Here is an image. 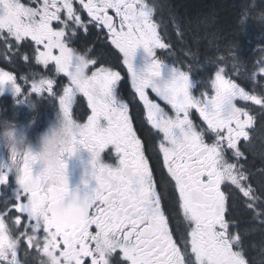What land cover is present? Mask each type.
<instances>
[{"label":"snow or ice","instance_id":"obj_1","mask_svg":"<svg viewBox=\"0 0 264 264\" xmlns=\"http://www.w3.org/2000/svg\"><path fill=\"white\" fill-rule=\"evenodd\" d=\"M159 28L148 0H0L4 58L20 57L44 69L54 65L55 72L67 78L59 91L54 78H33L25 91L17 76L0 70V88L10 83L18 102L30 103L33 94L47 93L70 122L78 95L86 97L91 114L86 123H78L75 143L92 154L96 181V188L81 198L69 194L63 163L54 172L46 169L34 175V158L26 156L19 173L0 168V264H26V257L41 253L44 246L55 249L58 264H64L73 249L74 264H112L117 254H122V264H250L232 208L240 200L254 217L264 216V185L254 188L251 183L240 143L249 140L246 129L253 116L237 101L264 109V57L248 70L249 83L235 78L241 71L233 57L231 74L217 66L209 81L211 91L193 96L191 66H176L171 79L160 84L159 59L143 73L134 72L137 48L143 47L149 56L170 48ZM92 30L122 54L146 122L163 134L155 155L138 135L129 103L115 98L121 73L99 66L91 48L80 52L72 47L81 32L87 36ZM224 62L221 56L217 64ZM85 69L87 77L80 78ZM20 79L29 83L28 77ZM149 87L170 106L171 115L150 97ZM226 105L231 107L228 117ZM193 109L206 127L190 119ZM102 118L106 127L100 126ZM108 145L122 154L117 168L98 162ZM158 169H166L167 177L157 179ZM9 174L17 183L11 196L4 191ZM172 187L188 222L186 234L172 227ZM32 237L42 244L34 245Z\"/></svg>","mask_w":264,"mask_h":264},{"label":"flooded vegetation","instance_id":"obj_2","mask_svg":"<svg viewBox=\"0 0 264 264\" xmlns=\"http://www.w3.org/2000/svg\"><path fill=\"white\" fill-rule=\"evenodd\" d=\"M23 2L30 3V0H23ZM84 15L86 16V13H84ZM92 31L93 34L87 36L81 32L80 39L74 40L72 47L80 52H84L86 49L91 48L92 51L90 54L94 58L98 59L99 66L111 67L121 73V81L114 91L115 98L118 102L124 100L126 103H129L131 113L137 117L134 127L138 129V135L141 136V138L148 144L150 148V154L155 155V153L158 151V145L163 134L153 129L151 125L146 122V114L144 113L142 102L139 101L138 95L132 88L131 74L128 72L127 67L122 64V54H120L119 51L115 49V47L111 45L103 35L97 38V36L94 34L96 30ZM153 59H157V57L149 56L143 47L137 48L133 57L134 72L137 75L143 73L151 64ZM0 70L9 71L13 75L17 76L18 82L22 84L25 91L29 89L31 79H38L40 76L54 78L57 82L54 84V88H56L58 91L61 90V85L67 83V78L63 74H58L55 72L54 65H50L48 69H44L43 66L36 65L34 61L31 63L25 62L20 57L10 60L5 59L4 46L2 44H0ZM172 70L173 68L162 64L161 76L156 79V83L160 84L165 81H169L172 77ZM21 77H28L29 83L25 84V82L20 79ZM147 91L151 98L156 99L157 102L161 103L162 107H165L169 115L172 114L170 106L164 104L162 101H159V99L155 97L154 93H152L151 87H149ZM31 101H35L38 105L35 112L30 111L29 102H18V96L10 83H7L2 88H0V112H2L8 118L15 119L18 123L24 125H27L28 121L35 117V123L31 126L29 131L30 138L35 141L38 134L47 126L49 121L53 119L54 114L58 110L59 106L58 102L55 99L49 98L47 93H45L43 96L33 94L31 96ZM237 104H240V101H237ZM243 106L248 108L250 111L251 105L249 102L245 103ZM250 113L252 114L251 111ZM90 114L91 110L87 105V98L83 97L82 94L78 95L76 103L73 106V118L79 123H86L87 116ZM262 114L264 115V112H261V115ZM190 119L193 120L194 124L201 127H206L202 121V118L199 116V113L194 109L191 110ZM262 120H264V118ZM100 126L106 127L107 121L102 118L100 121ZM251 126L246 129V131L249 132V140H242L240 143V147L243 151H245V153L247 150L251 149L247 147L248 143L252 141ZM121 155L122 154L116 151L115 145H108L104 150L101 151L98 162L101 165L117 168L119 167ZM160 159L162 161V154H160ZM39 171V165L33 167L34 175H36ZM92 173L93 156L86 148L80 146L74 155L66 158L65 176L67 179L69 194L75 193L81 198H83L86 193L90 194L92 190L96 188V181ZM162 175L167 177L166 169L157 170V179H159ZM172 183L174 186V182ZM16 187L17 183L15 175L9 174L8 183L4 188L6 195L11 196L13 190ZM170 191L173 193L171 204L172 227L174 231L178 232V234H186V232L189 230L188 222L184 220L183 215L178 208V196L175 194L174 187L170 188ZM234 214L235 209L233 206V217ZM234 223L236 222L234 221ZM237 231L240 233L238 225ZM240 234L242 236L245 254L250 264H264V256L256 255V252L262 248L248 246L243 234ZM32 243L36 246H40L42 241L36 237H32ZM186 252L187 258L190 261L193 260L190 249H186ZM262 252H264V248L262 249ZM72 253L76 254L74 249L69 252V254ZM49 255L52 257V264H58L59 257L57 256L55 249L49 246H44L42 252L39 254L32 253L28 255L26 257V264H49ZM121 256L122 254L113 256L112 264H122Z\"/></svg>","mask_w":264,"mask_h":264},{"label":"trees","instance_id":"obj_3","mask_svg":"<svg viewBox=\"0 0 264 264\" xmlns=\"http://www.w3.org/2000/svg\"><path fill=\"white\" fill-rule=\"evenodd\" d=\"M154 7L159 31L170 45L165 49L168 63L193 71L190 78L209 83L217 66L233 71V57L241 71L238 82L249 83L248 70L255 69L264 57V25L254 22L256 12L264 9V0H148ZM247 20L240 23L243 18ZM224 56L225 62L217 64ZM250 86V85H249ZM264 110V109H262ZM264 126V120H261ZM246 153L254 188L264 185V128ZM234 221L248 246L264 248V216L254 217L240 200L234 204ZM262 249L256 255L264 256Z\"/></svg>","mask_w":264,"mask_h":264},{"label":"clouds","instance_id":"obj_4","mask_svg":"<svg viewBox=\"0 0 264 264\" xmlns=\"http://www.w3.org/2000/svg\"><path fill=\"white\" fill-rule=\"evenodd\" d=\"M248 17L243 18L247 20ZM254 22L264 25V9L256 12ZM85 69L80 78L87 77ZM37 103L30 102V111L37 110ZM225 116L231 115V107L225 106ZM35 123V117L29 120L27 125L20 124L15 119H10L0 112V168L9 173H19L25 163V157L34 158L31 161L32 168L40 166L41 173L50 170L56 171L61 163L66 168V158L74 155L81 145L75 143L79 135L78 121L74 118L70 122L58 107L54 117L47 126L38 134L33 141L29 136L31 126ZM69 149H74L69 151ZM49 264H52V257L49 255ZM76 254H68L65 264H74Z\"/></svg>","mask_w":264,"mask_h":264}]
</instances>
